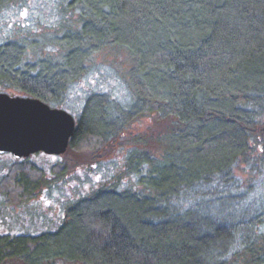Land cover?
I'll return each instance as SVG.
<instances>
[{"label": "trees", "instance_id": "trees-1", "mask_svg": "<svg viewBox=\"0 0 264 264\" xmlns=\"http://www.w3.org/2000/svg\"><path fill=\"white\" fill-rule=\"evenodd\" d=\"M66 1L78 18L57 41L59 57L28 61L20 41H5L0 85L59 103L96 51L119 49L133 106L89 94L69 146L107 141L140 114L168 123L155 149L127 156L141 188L98 187L53 230L0 234V264H264L259 217L237 222L224 214L227 201L204 211L183 199L198 186L229 183L257 144L264 149V0ZM13 166L0 186L23 197L41 170L26 159Z\"/></svg>", "mask_w": 264, "mask_h": 264}, {"label": "rangeland", "instance_id": "rangeland-1", "mask_svg": "<svg viewBox=\"0 0 264 264\" xmlns=\"http://www.w3.org/2000/svg\"><path fill=\"white\" fill-rule=\"evenodd\" d=\"M77 18V11L68 8L66 0H10L0 8V44L8 40L20 41L28 61L59 57L57 41L64 30L76 27ZM86 65L80 78L66 86L61 101L50 103L51 106L63 108L77 118L86 97L93 92L108 93L123 107L133 106L134 97L126 79L130 63L122 50H98ZM0 92L27 96L23 91L1 85ZM167 123L157 120L154 113L140 114L107 141L84 138L61 154L36 152L21 159L10 153L0 154V182L7 176L11 180L13 164L24 159L41 170V178L33 191L24 193L23 197L15 196L17 190L0 186V234L28 235L53 230L73 201L98 187L116 184L118 189L141 188L138 174L126 171L127 156L135 147L155 149V136L165 130ZM143 138L148 140L145 145L139 142ZM152 144L154 146L150 147ZM250 154V164L241 162L229 183H215L208 188L198 186L199 193L190 192L183 197L184 203L193 200L197 204L195 208L211 211L217 202L227 201L230 206L225 215L233 211L230 218L237 222L259 217L255 228L264 232V149L261 143ZM206 189L213 192L206 193ZM203 199L207 203H202Z\"/></svg>", "mask_w": 264, "mask_h": 264}, {"label": "water", "instance_id": "water-1", "mask_svg": "<svg viewBox=\"0 0 264 264\" xmlns=\"http://www.w3.org/2000/svg\"><path fill=\"white\" fill-rule=\"evenodd\" d=\"M76 126L67 110L32 96L0 92V154L15 158L36 152L61 154Z\"/></svg>", "mask_w": 264, "mask_h": 264}, {"label": "snow or ice", "instance_id": "snow-or-ice-1", "mask_svg": "<svg viewBox=\"0 0 264 264\" xmlns=\"http://www.w3.org/2000/svg\"><path fill=\"white\" fill-rule=\"evenodd\" d=\"M23 15H27V13H22Z\"/></svg>", "mask_w": 264, "mask_h": 264}]
</instances>
